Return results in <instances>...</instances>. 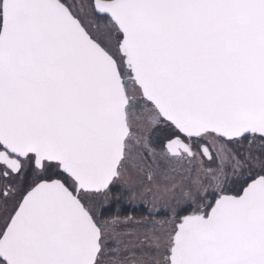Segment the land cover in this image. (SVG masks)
<instances>
[{"label": "snow or ice", "instance_id": "1", "mask_svg": "<svg viewBox=\"0 0 264 264\" xmlns=\"http://www.w3.org/2000/svg\"><path fill=\"white\" fill-rule=\"evenodd\" d=\"M0 264H264V0H0Z\"/></svg>", "mask_w": 264, "mask_h": 264}]
</instances>
